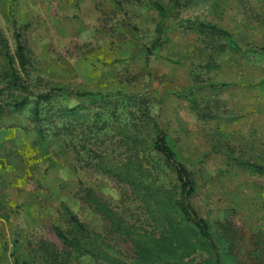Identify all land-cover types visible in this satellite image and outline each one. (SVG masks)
I'll return each instance as SVG.
<instances>
[{
  "label": "rangeland",
  "instance_id": "rangeland-1",
  "mask_svg": "<svg viewBox=\"0 0 264 264\" xmlns=\"http://www.w3.org/2000/svg\"><path fill=\"white\" fill-rule=\"evenodd\" d=\"M263 45L264 0H0V264H145L132 241L160 235L157 203L108 168L171 191L155 123L198 212L230 225L221 264H264ZM187 247V264H212Z\"/></svg>",
  "mask_w": 264,
  "mask_h": 264
},
{
  "label": "trees",
  "instance_id": "trees-1",
  "mask_svg": "<svg viewBox=\"0 0 264 264\" xmlns=\"http://www.w3.org/2000/svg\"><path fill=\"white\" fill-rule=\"evenodd\" d=\"M159 42L160 39L148 47L146 51V59L149 58L153 48H155ZM261 50L264 52V45L261 47ZM17 54L20 59L23 58V47L20 43L17 45ZM8 61L9 59L7 62ZM13 77L17 80L15 74ZM77 94L84 95L86 93L77 92ZM147 95L149 98H154L149 92ZM50 97L51 93L49 92L37 95L38 99L35 106V114H37L36 118L41 119L38 117V105L40 99L43 98L45 102H49L48 99H50ZM13 104L14 108L18 109L21 106V101H16ZM124 135L132 140H135L136 138L135 136L132 137V135H129L128 132H124ZM134 143L135 141H133L132 146L134 148L135 146L138 147L139 144ZM151 148L160 155L166 164L172 169L175 177V184L171 191L167 189L163 190L162 186H154L153 183H149L146 180V174L144 172H147V170L143 169L140 165H138V168L136 169L131 168L128 170L125 168H117L119 170L108 168L114 173V175L116 174L120 180L127 182L128 184L131 183L135 185L136 182L139 183L133 187L130 186L138 192L139 190H143L149 194V196H154V198L151 197V199H154V202H156L158 206L156 207L152 204L155 206V209H153L149 203L146 204L148 213L158 223L157 226H160L161 228L159 230L160 235L158 237L155 235H141L138 240L134 239L132 241L136 247L138 260L144 259L146 261L145 264H187L188 261H184V258L186 255V248H188L187 245H190L193 250H205V252L209 254L212 264H221V250H224L228 245H231L232 242V236L229 231L230 225L227 224L225 226L224 223L219 224L221 229L219 230V234H217L208 220L198 212L194 204L191 202V196L196 188L192 171L185 163L176 157L175 151L167 141V130L159 123H155V133L151 141ZM252 165L255 169L264 171V164L253 163ZM139 195H141L143 200H149V198L141 192ZM162 197L164 202L160 206L158 198ZM175 215L179 217L178 220H176ZM69 218L74 226L77 227L76 229H78V231L84 229L82 222L75 215L70 214ZM54 230L64 245L68 246L69 240L71 239L78 242L80 246L82 245L77 238L78 233L73 235L70 239L59 226H55ZM122 232H124L125 235L127 234L126 230ZM165 242H167V244ZM72 249L87 250L90 254H93L95 251L99 252L97 249H91L85 245L82 247L74 245ZM177 250L180 251L179 257H169L170 261L165 260L164 255L168 257L169 253L175 254ZM153 251L155 252L154 258H149L148 254ZM98 254L95 253L94 255L97 257Z\"/></svg>",
  "mask_w": 264,
  "mask_h": 264
}]
</instances>
